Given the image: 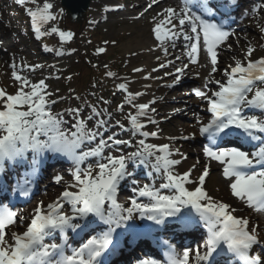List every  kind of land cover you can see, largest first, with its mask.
<instances>
[{"label": "snow or ice", "instance_id": "1", "mask_svg": "<svg viewBox=\"0 0 264 264\" xmlns=\"http://www.w3.org/2000/svg\"><path fill=\"white\" fill-rule=\"evenodd\" d=\"M17 2L24 4L26 0ZM156 2L158 0H154ZM209 3L210 0H184L185 6L179 11L171 6L163 8L154 18L153 37L160 43L165 57L169 55L168 45L175 48L176 40L181 36L189 42L187 63L175 69L174 81L169 87L180 81L189 64L199 63L201 47L206 49L211 71L203 90H194L196 96L207 101V110L211 113L206 123L198 120L199 134L209 141L204 147V153L223 166V176L229 180L230 191L235 198L246 201L256 211L264 212V118L249 115L246 111L258 110L264 115V87L258 86L264 84V57L255 61H236L235 66L219 69L217 49L229 33L222 24L207 18L215 15ZM193 5L201 14L193 12ZM152 7V4L148 5V8ZM52 8V3H45L43 11L28 9V13L34 21L39 19L47 22L56 19L50 11ZM52 31L58 29L53 28ZM59 35L70 40L73 33L60 31ZM105 51V48L98 49L99 53ZM253 51L249 47L245 53L246 58L251 57ZM175 60H181V57L176 56ZM170 65H174V60L161 62L159 68ZM133 71L142 72L143 69L136 68ZM218 71H222L223 80L215 78ZM13 75L20 82L19 90L15 94L0 90V105L6 109L0 110V132L5 133L0 135V175L4 161L23 158L27 150L37 154L45 151L60 153L74 160L77 166L74 167L72 181L66 182L64 191L53 203L45 206L40 202L37 205L22 234L10 229L5 231L17 223V213L6 206L0 207V264H103L102 257L113 244L117 229L130 227V222L136 219H147L163 225L171 217L178 218L184 225L202 222L207 229L204 249L198 248L194 253L196 264H218L216 257L219 256L226 257L228 264H264V241L254 228L249 229V220L235 216V208L228 203L216 201L205 190L208 168L205 167L198 178L192 179V169L183 173L176 171V166L186 159L183 153L167 143L148 142V137L158 136L156 131L144 130L147 123H157L149 115V111H156L150 104L134 105L138 111L125 117L130 123V129L120 120L115 122L122 131H131L133 136L141 137L135 142L133 139L118 138L116 133L105 136L103 130L108 121L99 117L104 114L111 117L112 114L106 109L102 113L95 106L92 114L86 118H81L79 109H73L75 122L71 128L66 129L62 127L65 124L62 116L53 115L50 111V103L55 101L47 100L51 93L46 92L45 82L40 80L32 84L27 77L16 73ZM107 75L112 77L115 74L108 72ZM166 75L173 73L167 72ZM213 84L217 86L216 90L209 88ZM25 87L30 90L25 91ZM119 88L128 92L125 83H121ZM140 95L141 92H128L127 102L132 104L134 96ZM24 106H27V110H18ZM123 109V104L118 105L119 111L123 112ZM141 117L147 118V121L142 122ZM93 119L95 126L89 128L87 122ZM196 134L193 132L182 139L187 140ZM232 136L244 144H252L254 150L249 152L241 147H224L218 143ZM120 145L135 150L125 153L118 147ZM113 149L121 154L113 155ZM89 158L99 159L94 164L79 166ZM39 163L40 160L34 157L33 174L38 170ZM130 164L153 170L160 175L162 183L159 187L154 183L140 186L135 173L129 170ZM62 179L59 175L55 177L57 183ZM125 181L133 185L132 191L135 194L127 205L119 201V190ZM24 195L27 196L28 192L25 191ZM66 205L70 211L66 210ZM193 212L198 220L193 217ZM97 220L107 226V230L101 231L99 235L89 233L90 239L77 247H71L70 251L66 240L60 243L54 238L57 232L66 234L71 230L79 234L88 231ZM254 247H260L261 251L253 253ZM140 264H161V261L144 259ZM164 264H190V253L185 250L182 255L178 254L173 246L168 245Z\"/></svg>", "mask_w": 264, "mask_h": 264}, {"label": "rangeland", "instance_id": "2", "mask_svg": "<svg viewBox=\"0 0 264 264\" xmlns=\"http://www.w3.org/2000/svg\"><path fill=\"white\" fill-rule=\"evenodd\" d=\"M136 1L91 0L87 21L81 25L73 22L63 12L61 0H36L35 3L32 0H26L24 4L18 3L17 0H0V26L2 35L8 37V39H4L0 54L5 58L7 65L13 66V70L18 73L23 70L22 73L28 75L29 78L35 76L34 80L36 82L43 79L45 72L49 71L51 76L48 81H45V84L47 85L46 92L51 93V96L47 97V100L49 102L55 101V103H50V110L59 112L65 121L62 127L66 129L71 128L75 122L73 109L80 110L81 118L91 115L93 106L102 113L106 109L112 115L109 117L104 114L99 117V119L108 121L103 133L105 136L116 133L118 138L125 134L116 126L115 122L120 120L130 129V123L125 117L129 113L135 114L138 111L134 105L151 102V108L156 110L152 112L153 116L157 112L175 111L176 115L175 113H168L171 118L168 114L163 116L166 119L165 122H159L160 117H157V123L146 128V131L149 132L159 131L162 140L155 144L167 143L171 148L178 149L183 153L186 156L185 160L195 161L194 168H183L177 171L192 169L191 176H194L192 179L198 178L204 167L209 166V175L205 179L204 186L209 191L210 196L216 201L241 204V207H246L244 203H237L238 200L232 196L229 187L221 185L222 171L219 169L220 164H215L210 159L203 158L200 147L199 151H195L196 149L192 148L191 143L195 141L194 139L192 141L182 139L186 135L183 127L191 121L193 114L190 106L188 109H183V100L179 95L188 96L185 99H189L191 104L199 105L202 101L201 98L195 97L193 90L177 92L174 90L175 86H168L174 81L176 67L185 62L176 61L175 54L180 49L168 45L169 60H174V65L159 68L157 57L165 56L153 52L154 47H160V43L154 39L152 33L154 18L159 13L155 9L157 6H153L149 11L148 5L152 2L146 5L142 0L144 3V9L142 10L144 16L139 17L138 14H130L134 8H137V5L142 3L141 0H139V3ZM45 3L53 4L50 11L56 19L47 22H41L39 19L34 21L30 17L28 9L43 11ZM170 6L174 7L169 0L163 2V8ZM116 7L122 9L115 11L114 8ZM243 14L245 16L240 24L242 30L239 32V37L235 39L233 36H229L230 41L217 49V67L221 70L228 67L227 64L231 60L243 59L249 47L254 49L251 57L262 55L264 51L260 48L261 41L264 39V0L248 3L244 6ZM37 28L40 30L37 31ZM53 28L58 29V31L53 32ZM60 31H70L73 36L70 40L64 39L59 35ZM37 35L43 40L40 41ZM140 38L143 39L144 45L138 48L137 41ZM130 41L131 43H129ZM99 48H105L106 51L99 53ZM147 52H151V56H154L152 66L153 69H157V80L152 85L146 84L139 89L137 87L131 89L129 87V79L133 77L131 68L134 65H139V68L145 67L141 66V63L148 60ZM205 52L206 50L202 53L200 63L197 66L188 67L185 74L188 78H195L198 88L203 87L211 71L210 57ZM184 61H187V59ZM25 66L28 69H24ZM108 72L115 75L110 77L107 75ZM167 72H172L173 75H166ZM220 75H223L222 71L215 73L216 78ZM150 77L146 79H152L154 76ZM143 78H145V75H143ZM158 80L167 81L157 83ZM121 83L126 84L128 92L133 94L141 92L142 95L134 96L132 104H129L127 102L128 92H124L119 88ZM0 87L10 94H15L20 86L11 77L1 73ZM103 101L108 103H103ZM73 104L77 107H74ZM121 104L124 105L123 112L118 110V105ZM204 105L203 103L202 109L196 111L197 114L201 113L203 115ZM164 108H167V110ZM150 114L151 111H149ZM145 119V117H141L142 122ZM87 123L89 128H93L95 119ZM170 137L176 139L170 140ZM140 138L139 136L130 137L134 142ZM134 150L135 148L129 149V152ZM97 159L99 158H94L95 161ZM90 164L94 163L90 162ZM246 211L252 218V210L247 207ZM254 221L256 220L254 219Z\"/></svg>", "mask_w": 264, "mask_h": 264}, {"label": "bare ground", "instance_id": "3", "mask_svg": "<svg viewBox=\"0 0 264 264\" xmlns=\"http://www.w3.org/2000/svg\"><path fill=\"white\" fill-rule=\"evenodd\" d=\"M143 1H144V3L146 5H148L150 2H152V0H143ZM136 2L139 3L140 1L137 0ZM141 2H142V0H141ZM144 3L142 2L141 4L137 5V8L136 9L134 8L130 12V14H134V15L138 14L139 17H143L144 14H143L142 10L144 9ZM156 6H157L155 8L156 12H160L163 9V3L158 4ZM176 8L179 11V9L182 8V7L178 6ZM121 9H119V10H121ZM150 10H151V8L149 9V11ZM0 40H2V38H0ZM177 41H178L177 48H179L180 50H178L175 55L176 56H181V51H184L183 49L187 48L184 45V43L186 41H184V40L182 41L181 39H178ZM129 43H131V41ZM137 43H138V48L141 45H144L143 39H141V38H140V40L137 41ZM153 52L154 53H159V54H164L161 51L159 46L154 47ZM147 55H148V60L144 61V63H141L142 64L141 66H145L146 67V68L142 67L143 72H135V71H133L134 69L139 68V65H134L131 68L132 69L131 71L133 73V77L131 79H129V87L131 89H133V87H137L139 89L141 86H144L146 84L152 85L154 83V81L157 80L156 79L157 70L153 71V66H152V63H153L152 59H154V56H151V52H149V53L147 52ZM169 59H170L169 56L168 57H161L159 60L157 59V62H158L157 65L159 66V64L161 62L167 63V61ZM16 72H15V70H13V68L10 65H7V63L5 62V59L2 56H0V74L4 73L6 76H9V77H11V79L15 80L13 74L16 73ZM22 72H23V70H21L20 73L17 72L16 74L17 75H21L22 77H27V79L32 84H35V83L39 82V81L36 82L34 80L35 76H33V78H29L28 75L23 74ZM30 75H32V74H30ZM143 75H145V78H143ZM152 75L154 76L152 79H149V80L146 79V78H148L149 76H152ZM50 76L51 75L49 74V71H46L45 75H44V78L41 79V80H43L44 82L48 81ZM162 81H167V80H158L157 83H160ZM17 82L19 83V86H20V82L19 81H17ZM24 90L25 91H29L30 88L29 87H25ZM73 105H74V107H77V105H75V104H73ZM199 106L201 107V105H199ZM191 107H193V104H192ZM193 108H195V107H193ZM192 114H194V115H192L191 121L186 123L185 126L183 127L184 133L186 134L185 136H190L191 133H193V132L197 133V130H198V128H197L198 125H199L198 124V120L200 119L201 115H197L195 113V111H192ZM145 121H147V118L145 119ZM189 139H190V141H192V139L198 140L199 139L198 133L196 134L195 137H192V138H189ZM161 140H162V138L158 137L157 139H149L148 142H150V143H158ZM192 148L196 149L195 151H199L200 150L198 145H192ZM191 153H192V151H191ZM113 154H115V153H113ZM174 158H179V157H174ZM194 164H195V161L183 159L181 164L178 165L177 169L191 168V167H193ZM66 168L67 167H63V168L60 169V167H58V168L56 167V169H55V171L53 173V176L49 177L47 189L42 192V194L40 195V199L49 201L50 203H53L55 201L56 196L59 195L57 192H55L56 189H57V186H59V190H57V191H64L65 186H66V182L72 181V174H73V171H74V167H73V171H72V168L70 170L66 169ZM185 170H187V169H185ZM58 175L63 177L62 181L59 182V183H57L56 180H55V177L58 176ZM221 185L223 187H226V186L229 187V180L226 179V178L221 179ZM188 186L192 187V185H188ZM49 188H50V190H49ZM73 190H75V189H73ZM119 195H121V194L119 193ZM119 198H120V200L122 202L123 201H127V195L119 196ZM65 207H66L67 211H70V208L67 207V205ZM30 211H31L30 206L24 208L21 212L18 213L19 221H17V223L15 225H11L8 228H6L5 231L8 232L9 229H10L13 232L23 233V231L25 230V227L29 224L28 216H29V212ZM252 216H253V218L258 219V221L260 223V228H259L260 234L259 235H260L261 240L264 241V212H260V211L254 210L252 212ZM21 217H22V219H21ZM6 239H8V236H6ZM9 242L11 243V241H9Z\"/></svg>", "mask_w": 264, "mask_h": 264}, {"label": "water", "instance_id": "4", "mask_svg": "<svg viewBox=\"0 0 264 264\" xmlns=\"http://www.w3.org/2000/svg\"><path fill=\"white\" fill-rule=\"evenodd\" d=\"M91 0H61V6L73 22L83 24L87 19V10Z\"/></svg>", "mask_w": 264, "mask_h": 264}]
</instances>
